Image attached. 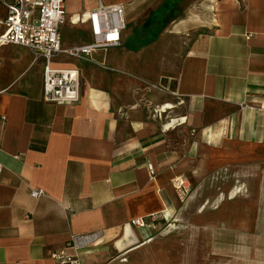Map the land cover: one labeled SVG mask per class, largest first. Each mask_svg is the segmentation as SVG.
<instances>
[{
    "label": "crops",
    "instance_id": "0c3cea01",
    "mask_svg": "<svg viewBox=\"0 0 264 264\" xmlns=\"http://www.w3.org/2000/svg\"><path fill=\"white\" fill-rule=\"evenodd\" d=\"M159 1L66 0L63 48L101 4L132 24ZM169 33L188 39L174 59L124 33L55 58L81 71L66 105L43 99V59L0 47V264H264V0H189Z\"/></svg>",
    "mask_w": 264,
    "mask_h": 264
},
{
    "label": "built area",
    "instance_id": "2783aa9c",
    "mask_svg": "<svg viewBox=\"0 0 264 264\" xmlns=\"http://www.w3.org/2000/svg\"><path fill=\"white\" fill-rule=\"evenodd\" d=\"M66 0H0L7 13L0 18V47L19 46L30 50L36 59H43V99L46 102L66 105L80 101L81 71L79 68L55 69L52 62L64 54L78 61H89L96 50L118 48L127 28L125 9L120 5L105 6L87 12L83 22L90 25L91 40L87 44L63 48L62 28L66 23ZM5 120V118H2ZM2 166L0 165V173ZM151 179L156 176L149 166ZM182 201L188 195L187 180L178 177L173 182ZM42 190H33L31 196L38 199ZM133 225L145 227L146 221L138 219ZM57 264H81L78 254L70 255L65 249L51 253Z\"/></svg>",
    "mask_w": 264,
    "mask_h": 264
},
{
    "label": "rangeland",
    "instance_id": "374dc122",
    "mask_svg": "<svg viewBox=\"0 0 264 264\" xmlns=\"http://www.w3.org/2000/svg\"><path fill=\"white\" fill-rule=\"evenodd\" d=\"M166 0H160L159 3L149 9L146 13L143 14L138 20L135 21V23L128 24L126 20L127 28L124 32V41L127 40V38L133 37L135 39L139 38L141 35H144L143 32L146 21L148 18L152 16V13L159 8V6L165 2ZM189 3V0H185L180 4V8L182 10L184 9L186 4ZM173 24V22H172ZM171 27V24L164 30L158 37V41L150 46L149 50H159L165 57L169 56L171 58H177L178 55L182 52H184V49L186 47V44L188 43V39L182 37H175L174 35L169 33V28ZM66 36V32H64V38ZM67 37H73L71 33L68 34ZM192 38V37H191Z\"/></svg>",
    "mask_w": 264,
    "mask_h": 264
},
{
    "label": "trees",
    "instance_id": "16d2710c",
    "mask_svg": "<svg viewBox=\"0 0 264 264\" xmlns=\"http://www.w3.org/2000/svg\"><path fill=\"white\" fill-rule=\"evenodd\" d=\"M184 0H166L157 10L152 13V16L146 21L143 32L139 38L130 37L126 42L129 49L138 51L156 41L159 35L173 21L182 16L183 10L180 4Z\"/></svg>",
    "mask_w": 264,
    "mask_h": 264
}]
</instances>
